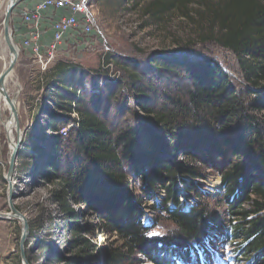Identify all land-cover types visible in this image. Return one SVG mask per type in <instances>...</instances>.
I'll return each instance as SVG.
<instances>
[{
  "label": "rangeland",
  "instance_id": "obj_1",
  "mask_svg": "<svg viewBox=\"0 0 264 264\" xmlns=\"http://www.w3.org/2000/svg\"><path fill=\"white\" fill-rule=\"evenodd\" d=\"M9 1L0 0V74L10 61L3 33ZM150 1L141 0L137 4L134 0H87L89 12L96 22L93 32L85 36L87 44L71 49L68 47L70 40L66 38L52 61V58L48 59L49 54L41 53L42 60L33 55V58L25 56L24 43L21 46L14 39L20 54L6 89L15 100L23 138L12 179L13 203L29 225L25 251L30 253L33 264H93L85 258L79 260L80 254L72 245L76 239L91 242L101 254L99 264L107 263L108 257L121 245L115 235L103 229L96 230L92 236H84L83 229L78 238L68 231L69 219L59 202L64 196L61 184L79 171L86 172L87 178L92 175L91 167L82 160H76L83 157L76 142L79 110L96 115L114 136L136 129L156 133L163 141L162 129L153 124V115L163 112L168 97L184 98L181 96L191 88L187 84L190 71L205 62L215 64L227 73L233 88L248 103L264 100V80L257 86L248 82L232 52L214 43L196 42L186 47L190 39L196 40V11H200L195 5L197 2L190 5L189 13L192 15L189 14V18L182 17L181 11L175 9L156 19L145 12ZM171 52L185 56L167 59L170 65L175 64V68L164 67L162 70L160 62L164 61V54ZM108 57L109 62L106 61ZM59 61L72 66L62 81L65 85L61 86L60 93L49 81ZM53 92H56L55 96ZM49 94H53V101L48 100ZM57 103H62L64 110L58 108ZM52 116H59L62 122L70 123L64 130L55 132L50 128ZM10 118L9 105L4 104L0 95V214H5L4 218H0V264H23L20 254L23 223L13 216L9 206L7 172L11 149L5 125ZM62 131H66L67 135ZM165 141L172 144L170 139ZM183 141L187 145L185 147L192 144ZM158 145L156 156L170 162L183 179L175 184L182 207L187 210L201 204L207 206L209 221L218 228L216 245L211 248L212 253L208 252L210 263L251 264L249 257L236 252L238 246L235 243L224 239V230H228L232 219L222 195L220 168L195 159L194 150H174L170 145L169 148L162 143ZM121 169L124 176L121 190L134 203L140 202L139 207L144 213L142 222L153 223L149 235L162 239L174 233V224L163 214L166 202L162 189L158 188L151 198H147L141 190L147 173L152 172V165L139 163L138 168L133 170L129 164L122 162ZM186 169L196 170L201 177L192 179L184 176ZM184 182L195 186L200 196L188 191ZM87 197L79 195L77 200L66 198L65 201L69 202L66 204L72 211L85 216L79 221L82 227L88 223L99 225L97 218L91 216ZM168 205L174 208L172 203ZM199 255L205 262L204 253L199 252ZM158 260L157 257L149 260L144 254L135 253L125 264H159Z\"/></svg>",
  "mask_w": 264,
  "mask_h": 264
},
{
  "label": "trees",
  "instance_id": "obj_2",
  "mask_svg": "<svg viewBox=\"0 0 264 264\" xmlns=\"http://www.w3.org/2000/svg\"><path fill=\"white\" fill-rule=\"evenodd\" d=\"M134 1L138 4L141 0ZM193 2H197L195 5L200 10L196 11V40L190 39L186 47L199 42L225 48L238 59L248 82L257 86L264 80V0H151L145 12L158 19L159 15L178 9L182 17L189 18V14L192 15L189 7ZM163 60L160 62L162 70L164 67L175 68V64ZM106 61L109 62V57ZM70 69L72 66L64 62L55 64L49 81L55 84L56 92L65 85L62 81ZM187 84L191 88L181 96L184 98L168 97L163 112L152 117L153 124L162 129L163 141L156 133L136 129L114 136L96 115L79 110L76 142L83 157L76 160L91 167L93 177L87 178L86 172L79 171L74 177L65 179L61 184L64 196L59 202L69 219L71 235L81 237L84 229V236H92L96 230L103 229L121 242L105 264H125L135 253L144 254L149 260L157 257L159 264H173L170 254L173 247L178 250V256H185V248L202 245L208 236L218 232L209 221L207 206L201 204L187 210L182 207L175 184L183 179L170 162L156 156L158 143L167 148L170 145L174 150H194L195 159L220 168L222 195L232 219L228 230H224L225 238L235 243L238 246L236 252L249 257L251 264H264V100L248 103L231 85V77L209 62L192 68ZM55 93L49 94L48 100L53 101ZM57 105L64 110L62 103ZM61 119L52 116L50 128L53 131L59 133L69 125L70 122ZM166 139L172 144H167ZM183 140L192 144L185 147ZM122 162L133 170L139 163L152 165V172L147 173L141 190L151 198L158 188L162 189L166 202L163 214L174 224V233L162 239L149 236V228L142 222L144 213L139 207L140 202L134 203L121 190ZM183 175L192 179L201 177L194 169H186ZM184 183L188 191L200 196L195 186ZM79 195L89 196L86 202L99 225H80L79 221L85 216L72 211L67 205L69 202L65 201L66 198L77 200ZM169 203L174 208H169ZM72 245L80 254L79 260L85 258L93 264L101 261V254L89 240L76 239ZM26 258L33 264L29 252H26Z\"/></svg>",
  "mask_w": 264,
  "mask_h": 264
},
{
  "label": "built area",
  "instance_id": "obj_3",
  "mask_svg": "<svg viewBox=\"0 0 264 264\" xmlns=\"http://www.w3.org/2000/svg\"><path fill=\"white\" fill-rule=\"evenodd\" d=\"M87 5V0H44L40 2L31 13L24 16V21L34 27V32L24 42V46L30 47L32 55L42 60L43 56L40 52L41 31L39 29L42 15L49 9H67L69 14L54 22L52 26L53 39L48 53V59L50 60L52 58L50 60L52 61L65 35L79 27L78 18L80 16H83L84 20L83 34L87 36L93 32L96 27V22L89 12ZM62 132L67 135L66 131Z\"/></svg>",
  "mask_w": 264,
  "mask_h": 264
},
{
  "label": "water",
  "instance_id": "obj_4",
  "mask_svg": "<svg viewBox=\"0 0 264 264\" xmlns=\"http://www.w3.org/2000/svg\"><path fill=\"white\" fill-rule=\"evenodd\" d=\"M23 1L24 0H10L7 5V9L5 13V19L3 22V25H4L3 33H4V41H5L6 47L10 53V61H9L8 66L5 68V70L0 74V95L1 97L5 99L6 103L9 105V108L11 111V118H13L14 123L16 125L17 142L14 145L13 150L11 151L8 172H7V180L9 182V192H10L9 206H10L11 212L13 213V216L21 220L23 223L22 236L20 240V254H21L22 263L29 264L26 258V251H25V242H26V239L28 238L29 230H30L29 225L25 217L15 208L14 203H13L15 196L13 195L12 179L14 177L16 160L19 154L21 143H22V132L19 126L18 111L15 105V100L10 97L9 92L6 89L7 80L14 72V69H15L19 54H20V50L17 44L15 43L14 37L12 35L10 25H11V21H12L16 8ZM164 55H163L164 56L163 59L185 56L184 54H181L179 52H171V53H166ZM4 216L5 214H0V218H4Z\"/></svg>",
  "mask_w": 264,
  "mask_h": 264
},
{
  "label": "crops",
  "instance_id": "obj_5",
  "mask_svg": "<svg viewBox=\"0 0 264 264\" xmlns=\"http://www.w3.org/2000/svg\"><path fill=\"white\" fill-rule=\"evenodd\" d=\"M44 0H24L16 9L11 21V32L14 39L23 46V43L31 37L34 32V27L24 21V16L31 13L35 6ZM69 14L67 9H49L42 15L40 31V51L43 54H48L53 39V23ZM79 27L71 32L67 33L64 39H69L70 43L68 47L71 49L81 47L87 43L85 35L83 34L84 20L83 16L78 18ZM23 52L25 56L31 57L32 50L30 47L23 46Z\"/></svg>",
  "mask_w": 264,
  "mask_h": 264
},
{
  "label": "bare ground",
  "instance_id": "obj_6",
  "mask_svg": "<svg viewBox=\"0 0 264 264\" xmlns=\"http://www.w3.org/2000/svg\"><path fill=\"white\" fill-rule=\"evenodd\" d=\"M2 101H4V104L7 105V103H6V101H5V99L3 97H2ZM5 127H6V130H7V136H8V139H9L10 149L12 151L14 145L17 142L16 125L14 123L13 118H10V120H8V122L6 123Z\"/></svg>",
  "mask_w": 264,
  "mask_h": 264
},
{
  "label": "snow or ice",
  "instance_id": "obj_7",
  "mask_svg": "<svg viewBox=\"0 0 264 264\" xmlns=\"http://www.w3.org/2000/svg\"><path fill=\"white\" fill-rule=\"evenodd\" d=\"M154 235H158V233H155Z\"/></svg>",
  "mask_w": 264,
  "mask_h": 264
}]
</instances>
